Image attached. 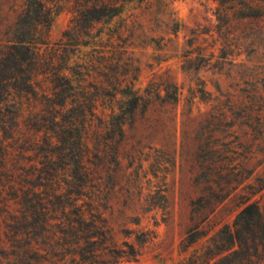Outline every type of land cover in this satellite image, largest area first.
<instances>
[{
    "label": "rangeland",
    "instance_id": "obj_1",
    "mask_svg": "<svg viewBox=\"0 0 264 264\" xmlns=\"http://www.w3.org/2000/svg\"><path fill=\"white\" fill-rule=\"evenodd\" d=\"M90 1L55 0L51 44ZM115 1L123 13L93 35L114 34L118 75L152 104L125 126L117 151L118 133L103 130L101 157L88 162L102 169L100 205L114 243L138 251L132 264H185L264 184V0ZM245 2L262 3L261 15L241 18L235 10ZM24 4L0 0L1 47ZM111 106L103 99L99 115ZM25 156L29 166L35 157ZM192 234L206 236L188 247Z\"/></svg>",
    "mask_w": 264,
    "mask_h": 264
},
{
    "label": "trees",
    "instance_id": "obj_2",
    "mask_svg": "<svg viewBox=\"0 0 264 264\" xmlns=\"http://www.w3.org/2000/svg\"><path fill=\"white\" fill-rule=\"evenodd\" d=\"M24 1L12 39L0 46V264L137 263L134 245L120 250L114 243L100 205L102 169L88 162L89 154L101 157L103 130L118 133L117 151L125 126L152 104L132 79L118 75L114 34L93 35L124 8L115 0L82 4L62 40L51 44L57 3ZM262 10L260 2H245L235 11L254 18ZM103 99L112 104L109 115H99ZM27 153L35 157L29 166ZM263 200L264 184L245 196L233 224L185 264H264ZM205 236L190 235L188 247Z\"/></svg>",
    "mask_w": 264,
    "mask_h": 264
}]
</instances>
